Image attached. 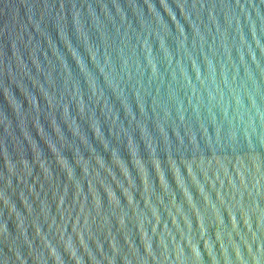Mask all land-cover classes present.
I'll return each mask as SVG.
<instances>
[{"label": "water", "instance_id": "water-1", "mask_svg": "<svg viewBox=\"0 0 264 264\" xmlns=\"http://www.w3.org/2000/svg\"><path fill=\"white\" fill-rule=\"evenodd\" d=\"M0 264H264V0H0Z\"/></svg>", "mask_w": 264, "mask_h": 264}]
</instances>
